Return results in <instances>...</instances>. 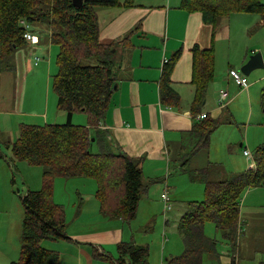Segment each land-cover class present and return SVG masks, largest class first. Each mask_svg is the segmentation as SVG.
<instances>
[{
  "label": "crops",
  "instance_id": "crops-1",
  "mask_svg": "<svg viewBox=\"0 0 264 264\" xmlns=\"http://www.w3.org/2000/svg\"><path fill=\"white\" fill-rule=\"evenodd\" d=\"M123 3L124 0H119L118 6L96 10L99 42L113 48L116 87L113 88L100 126L93 129L91 134L95 137L96 131H99L104 139L93 145L98 147L96 153L101 152L104 147L111 153L125 154L140 161L143 184L141 198L131 222L114 219L103 213L97 197L96 180L86 177L55 178L52 186L55 190L52 195L55 204L64 212L67 239H43L40 246L56 253L58 264H115L121 243L146 248L147 264H165L169 258L183 255L185 247L177 226L189 203L201 202L196 200L202 194L205 199L206 182L216 184L243 174L253 164L254 168L256 166L253 161L250 168L246 167L239 172L227 171V174L213 156L210 146L212 134L208 147L197 150L199 139L194 133L195 129L206 122L217 124L213 132L222 126L232 125L233 116L228 108L242 93L248 96L254 82L258 80L255 78L249 82L248 88L244 90L235 88L229 77L230 71L240 70L256 53L247 46L218 48V43L229 42L231 39L232 16L221 19L213 26L203 21L200 12H190L181 7V0H157L154 3H140V0H134V5L128 7H124ZM244 14L247 13L235 15ZM259 23L264 26L260 18ZM27 31L38 41L33 45L51 44L50 33L43 26L28 25ZM21 49L14 51L8 64L0 68V120L8 119L13 122L9 131L0 126V149H9L11 154L10 147L19 139L22 127L64 125L67 122V115L58 108L57 100L51 119L48 108L35 110L32 101H26L27 113H24V95L28 79L30 75L35 76V79L42 76L43 67L31 74L27 72V54ZM28 49L33 51L35 48ZM195 50L199 53L196 59ZM42 51L57 54L55 48H42ZM206 52L213 54L212 78L210 77L203 98L197 100L196 85L193 83L196 81L194 71H199L205 63L206 56L203 53ZM1 63L6 62L0 61ZM168 64H172L169 80L175 95L166 97L167 89L163 87L162 76ZM263 77L259 79L262 80ZM221 90L228 92L224 107L217 104ZM6 95H13V102L2 104L1 99ZM203 114L206 118L199 119ZM213 115L217 117L213 119ZM75 124L85 126L86 121ZM241 146L240 143L239 147ZM12 182L8 169L0 174L1 189L14 201ZM59 183L61 188L56 193ZM260 187L248 188L249 191H245V202L250 198L249 206L252 207L241 211L239 206L234 247L233 243L224 240L223 234L214 224L205 223L204 234L215 242L216 247L214 252L202 254L200 264H241L243 260H250L245 257L240 260L239 236L243 224L262 219L264 216L259 211L263 207V200L257 191L264 189ZM163 193H167L171 200L172 209L169 212L164 211L160 197ZM154 196L159 197L156 204H153ZM141 208L145 216L134 228L133 222L138 221ZM152 208L156 211L153 212ZM12 209V206L0 204V214L9 211L6 221L0 218V264H16L21 259L24 209L22 206L21 221L18 220V210L11 212ZM156 212L161 218L162 242L158 247L159 241L156 239L154 250H149L148 244L152 246L153 242L146 240L149 235L146 232L148 228H153L151 224L157 217ZM165 213L170 214L164 217ZM166 227L176 229L182 247L177 250L171 246L167 247ZM149 251H152V255ZM256 264H264V261Z\"/></svg>",
  "mask_w": 264,
  "mask_h": 264
},
{
  "label": "trees",
  "instance_id": "trees-1",
  "mask_svg": "<svg viewBox=\"0 0 264 264\" xmlns=\"http://www.w3.org/2000/svg\"><path fill=\"white\" fill-rule=\"evenodd\" d=\"M118 5L119 0H84L80 8H75L71 0H0V61L6 62L14 51L32 44L23 37L27 29L22 22L49 29L51 45L58 47L59 71L53 91L58 108L67 115L64 125L22 127L19 139L10 147L13 159L41 167L43 177L42 190L27 191L21 198V259L16 264H58V255L40 246L43 239H67L64 212L52 200L53 181L57 177L93 178L105 215L127 222L136 215L143 189L140 161L111 153L104 147L98 153L91 151L96 142L104 141L99 131L95 130V137L91 131L100 126L115 85L113 48L99 42L95 9ZM133 5L134 0H124V7ZM181 7L200 12L203 21L213 26L238 13L256 14L264 23V4L260 0H181ZM198 55L195 50L194 59ZM203 55L205 63L194 71L197 100L203 98L213 71L212 52ZM171 69L172 64H168L162 76L166 97L175 95L170 88ZM77 113L86 116L85 126L73 125L72 118ZM216 125L206 122L195 129L199 139L197 150L208 147ZM253 157L254 171L216 184L206 182L205 199L187 205L177 226L185 251L165 264H200L204 252H214L215 242L204 234L208 222L235 246L242 195L248 188L264 183V145L255 150ZM118 254L115 264H147L148 250L141 246L121 243Z\"/></svg>",
  "mask_w": 264,
  "mask_h": 264
},
{
  "label": "rangeland",
  "instance_id": "rangeland-1",
  "mask_svg": "<svg viewBox=\"0 0 264 264\" xmlns=\"http://www.w3.org/2000/svg\"><path fill=\"white\" fill-rule=\"evenodd\" d=\"M155 1L157 0H140V3H154ZM260 1L262 4H264V0H260ZM98 8H104V7H98ZM98 8L95 9V12ZM230 20H231L230 27L232 32L231 39L229 42L218 43V48H244L245 46H247L248 48H252L253 50H255L256 53L258 52L261 53L264 61V26L259 23V17L256 14H244V15H235V16L232 15V18ZM262 24L264 23L262 22ZM27 42L29 41L27 40ZM20 48H22L21 50H24L27 54L25 59L27 72H30L31 74L33 71L35 72L39 70L41 67H43L41 71L42 76L35 79V76L30 75L28 79V83L25 87V95H24V99H25L24 102L26 106L23 109V111L24 113H27L25 112L27 111V106H28L26 104V101L29 102L32 101L35 110H40L42 107L46 108V110L48 108L49 118L51 119L53 111L56 109V100H57V97L53 91L54 79L59 71L57 66V57H56L57 54L56 55L54 53L47 54L46 52L42 51V48H55L57 50L58 47L51 44L49 45V44L41 43L39 45L26 44L25 46ZM28 48H35V49L32 51V49L29 50ZM36 58L39 59L37 64H35ZM8 60L6 61V63H1L0 68H4L5 64H8L9 62ZM114 67H115V62H114ZM263 76H264V68L254 70L250 73L249 76H247L248 83L254 81L255 78L258 80L257 82H254L253 84L254 87L253 89H251L248 96L245 93H242V95H240V98H235L231 107L228 108L233 116L234 123L232 125L222 126L221 128H218L211 135L210 146L213 156L217 161L220 162L221 167L224 168L226 173L227 171L239 172L245 169L246 167L250 168V166L254 161L253 155L255 150L260 145H264V77ZM260 77H263L262 80L259 79ZM255 83L258 84L255 85ZM235 88L237 87L235 86ZM13 99H14L13 95H6L1 99V103L2 104L3 103L6 104V102L11 103V101L13 102ZM216 117H217L216 115H213V119ZM82 120L86 121L85 115L75 114L73 119L74 123L73 121L72 123L73 125L82 126L81 124H75L77 122L82 123ZM1 121L2 120H0V126H2V129L9 131L11 129V126L13 125V122L8 119L3 120L2 122ZM240 143L242 144L241 147H239ZM244 149H246L251 154V157L247 158L242 155ZM97 150L98 147L95 145L92 147L91 151L96 153ZM9 154L11 155V157ZM7 169L8 172L11 174V182L13 180L12 194L15 199L14 201H12L9 198L8 194L0 187V204L12 206L13 209L11 212L18 210V220L20 219L22 220L23 211L20 200L26 193L27 189L31 191L42 190L43 188L42 169L41 167L31 165L26 161H18L13 159L10 150L1 147L0 174L7 171ZM60 184L61 183H59V185L57 186L56 193H58L61 188ZM260 188H264V186H261ZM54 190L55 188L53 187L52 191L54 192ZM248 191L249 189L247 190V192ZM257 192L260 198L263 200V204H262L263 207L259 211H261L260 214H264V189H260V191ZM244 194L245 192L243 193L240 201L241 211L243 209L247 210L248 207H252L249 206L250 198L247 200V203L245 202L246 194L245 196ZM158 196L153 197L154 200L153 204H156V201L159 200ZM52 200H53V195H52ZM203 200L204 197L202 194L200 198H198L196 201H203ZM152 210L153 212L156 211L155 208H152ZM138 214H139L138 221L133 222L134 228H136V226L145 216L144 210L142 208L141 210H139ZM155 214L157 215V217L154 218V221L151 224V227L153 228L152 229L148 228L146 232L147 234H149L146 237V240L148 241L152 240L153 242L152 246L148 244L149 250H154L156 239H158L159 241L158 247L160 242H162L163 228L161 224V218L158 215V212H156ZM169 214L170 213H166L164 217H166V215ZM8 215H9V211L0 214L1 220L6 221ZM162 219L164 223V218L162 217ZM211 228L214 230L212 226ZM166 233H167L166 238L168 239L166 241L168 245L167 247L171 246L174 250H177L180 247H182L176 229L167 228ZM211 237L214 238L212 234ZM239 242L241 244L239 248L240 260L243 259L244 257L245 259L250 258V260L241 261V264H256L259 261H264V216L262 217V219H255V221L253 222L251 221L242 225V233L241 236H239ZM149 252L152 255V251Z\"/></svg>",
  "mask_w": 264,
  "mask_h": 264
},
{
  "label": "built area",
  "instance_id": "built-area-1",
  "mask_svg": "<svg viewBox=\"0 0 264 264\" xmlns=\"http://www.w3.org/2000/svg\"><path fill=\"white\" fill-rule=\"evenodd\" d=\"M22 25L25 26V28L27 29V26L23 22H22ZM23 37H24V39H26V41L28 40L32 44H35L33 42V39L35 37L32 36L28 31L25 32ZM38 61H39V59L36 58L35 64H37ZM229 77L236 87H239V88L244 89V90L248 88L249 84L247 81V77L244 76L239 70L230 71ZM227 100H228V92L226 90L219 91V98H218V102H217L218 106L224 107ZM204 118H206L205 114L199 116V119H204ZM243 155L247 158L251 157V154L245 149L243 150ZM255 168H256V166H255ZM255 168H254V164H253L250 169L254 171ZM160 197H161V200L163 201V204H164V211L169 212L171 210V204H170L171 201L169 199V196L167 195V193H163V194H161Z\"/></svg>",
  "mask_w": 264,
  "mask_h": 264
},
{
  "label": "water",
  "instance_id": "water-1",
  "mask_svg": "<svg viewBox=\"0 0 264 264\" xmlns=\"http://www.w3.org/2000/svg\"><path fill=\"white\" fill-rule=\"evenodd\" d=\"M72 2V5L75 7V8H80L82 5H83V2L84 0H71ZM37 39L34 38L33 39V42H36ZM264 68V61H263V57L261 55V53H255L253 54L248 62L243 65L241 68H240V72L244 75V76H249L250 73L254 70H257V69H262ZM116 86H114V89H115ZM92 141H94V139H92Z\"/></svg>",
  "mask_w": 264,
  "mask_h": 264
},
{
  "label": "bare ground",
  "instance_id": "bare-ground-1",
  "mask_svg": "<svg viewBox=\"0 0 264 264\" xmlns=\"http://www.w3.org/2000/svg\"><path fill=\"white\" fill-rule=\"evenodd\" d=\"M34 43H36V42H34Z\"/></svg>",
  "mask_w": 264,
  "mask_h": 264
}]
</instances>
